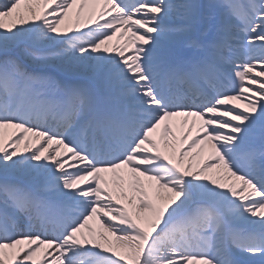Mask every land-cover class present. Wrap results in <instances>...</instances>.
Masks as SVG:
<instances>
[{
    "label": "snow or ice",
    "instance_id": "obj_1",
    "mask_svg": "<svg viewBox=\"0 0 264 264\" xmlns=\"http://www.w3.org/2000/svg\"><path fill=\"white\" fill-rule=\"evenodd\" d=\"M0 264H264V0H0Z\"/></svg>",
    "mask_w": 264,
    "mask_h": 264
}]
</instances>
